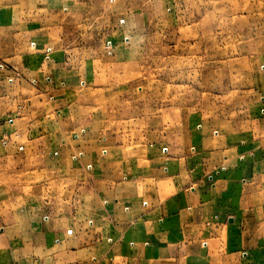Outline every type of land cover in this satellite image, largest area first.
Masks as SVG:
<instances>
[{
	"label": "crops",
	"instance_id": "0c3cea01",
	"mask_svg": "<svg viewBox=\"0 0 264 264\" xmlns=\"http://www.w3.org/2000/svg\"><path fill=\"white\" fill-rule=\"evenodd\" d=\"M168 10L0 0V264H264V76L237 119L208 68L167 101Z\"/></svg>",
	"mask_w": 264,
	"mask_h": 264
},
{
	"label": "rangeland",
	"instance_id": "374dc122",
	"mask_svg": "<svg viewBox=\"0 0 264 264\" xmlns=\"http://www.w3.org/2000/svg\"><path fill=\"white\" fill-rule=\"evenodd\" d=\"M118 1L147 7L151 14L154 12L157 26L163 22L159 12L164 8L177 16L161 35L170 42L165 47L169 55L165 65L156 57L144 63L151 73L143 79L152 88L160 81L167 101H173L175 88L188 90L208 68L217 78L214 88L195 100L212 102L214 118L222 114L231 120L243 116L247 90L257 74L264 76V0ZM151 53L156 54L157 47H151ZM222 71L230 77L225 73L223 77ZM185 96L189 99L190 95Z\"/></svg>",
	"mask_w": 264,
	"mask_h": 264
},
{
	"label": "built area",
	"instance_id": "2783aa9c",
	"mask_svg": "<svg viewBox=\"0 0 264 264\" xmlns=\"http://www.w3.org/2000/svg\"><path fill=\"white\" fill-rule=\"evenodd\" d=\"M4 68V65L3 64H0V70ZM3 144H5V141L3 140L2 141Z\"/></svg>",
	"mask_w": 264,
	"mask_h": 264
}]
</instances>
